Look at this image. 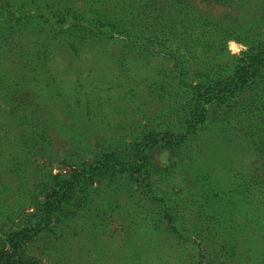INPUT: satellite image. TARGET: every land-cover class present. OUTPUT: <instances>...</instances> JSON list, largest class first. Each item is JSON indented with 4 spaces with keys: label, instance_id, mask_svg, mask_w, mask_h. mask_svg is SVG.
I'll list each match as a JSON object with an SVG mask.
<instances>
[{
    "label": "rangeland",
    "instance_id": "374dc122",
    "mask_svg": "<svg viewBox=\"0 0 264 264\" xmlns=\"http://www.w3.org/2000/svg\"><path fill=\"white\" fill-rule=\"evenodd\" d=\"M214 32L225 49L208 55ZM262 42L264 0H0V245L102 156L170 130L186 139L140 174L76 185L23 258L264 264V106L189 135L183 110L196 64Z\"/></svg>",
    "mask_w": 264,
    "mask_h": 264
},
{
    "label": "trees",
    "instance_id": "16d2710c",
    "mask_svg": "<svg viewBox=\"0 0 264 264\" xmlns=\"http://www.w3.org/2000/svg\"><path fill=\"white\" fill-rule=\"evenodd\" d=\"M221 36L223 35L214 32L211 37L205 38L209 43L208 55L215 49L222 51L225 49V42ZM211 43L216 46H211ZM211 59L208 57L206 60ZM203 65H206L205 61L196 64L198 69L189 72L194 80L186 86L190 101L187 108L183 109L187 135L211 122L213 115L235 119L248 118L254 111L253 107L259 114L263 113L259 106H264V42L250 47L242 53L241 58L222 63L223 68L220 71L204 70ZM185 139L186 136H178L170 130L154 132L123 151L102 156L92 168L85 169L77 175L78 182H65L61 188H56L46 197L44 205L47 210L42 217L33 216L34 222L26 223L8 235V242L0 245L3 248L0 252L7 255L4 264H35L23 258L21 253L25 251L30 239L49 226L55 211L62 209L61 207L72 198L73 192L77 191L76 185H81L86 179H95L108 173L140 174L148 161V150L158 145L178 148Z\"/></svg>",
    "mask_w": 264,
    "mask_h": 264
}]
</instances>
